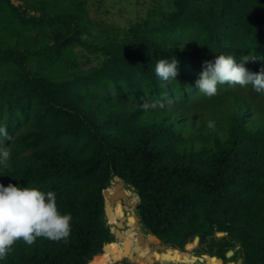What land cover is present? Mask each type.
<instances>
[{
	"label": "trees",
	"instance_id": "trees-1",
	"mask_svg": "<svg viewBox=\"0 0 264 264\" xmlns=\"http://www.w3.org/2000/svg\"><path fill=\"white\" fill-rule=\"evenodd\" d=\"M173 6L121 37L106 30L97 45L81 38L91 25L81 0H33L23 9L0 0V44L62 31L38 49L0 46V65L15 68L0 83V149L10 152L0 184L54 192L61 214L72 217L66 239L19 240L0 264H89L101 255L114 240L102 194L113 178L133 189L142 228L168 250L181 253L175 248L198 237L196 250L218 251L220 264L234 248L241 264H264V91L225 83L209 97L197 84L218 55H248V71H264V0ZM73 45L105 59L75 71L65 54ZM32 57L43 59L37 73L27 65ZM174 58L169 84L155 67ZM147 101L164 107L145 110Z\"/></svg>",
	"mask_w": 264,
	"mask_h": 264
},
{
	"label": "rangeland",
	"instance_id": "rangeland-1",
	"mask_svg": "<svg viewBox=\"0 0 264 264\" xmlns=\"http://www.w3.org/2000/svg\"><path fill=\"white\" fill-rule=\"evenodd\" d=\"M11 1V0H10ZM33 0H12L13 3H16V6H20L21 9L26 7L27 4H30ZM85 10V18L91 21V25L88 28V32L82 34L81 38L91 44L102 45L106 41L105 31L106 30H115L119 31V37L136 23L150 22L156 23L160 22L164 16H167L174 10L173 0H81ZM12 3V4H13ZM14 5V4H13ZM62 31L56 29H45L43 31H34L29 32L24 40L22 41H9L2 42L0 44L1 48H6L7 46L19 47V48H29V49H38L45 45H50L54 41V37L57 34H61ZM66 56L70 59V62L76 63L75 71L77 70H88L90 68L98 67L104 61V55L93 49H89L79 45H73L66 49ZM43 59L41 57H32L27 60V65L35 73L38 72L40 65L42 64ZM70 70L69 72H73ZM15 75V68L10 65H0V83L5 81H10ZM120 182L118 179H112L108 190L110 192L115 191V184ZM123 190L128 191L129 201L136 195L131 187H125ZM123 207L124 218L119 217V220L125 225V233L136 232L134 227V220L132 218L136 214L135 209L132 206H129L127 202L123 199L117 201ZM110 230L113 234V224H108ZM139 228L142 230V234L146 240H150L148 234L142 228L140 224ZM114 236V234H113ZM138 236V234H136ZM132 246L137 243V240L128 239ZM113 245H111V253L108 254L107 263L110 264H145L151 263L154 261H171L173 263L180 262L182 258L186 257L190 259L191 256H200L203 253H199L196 247L191 250L185 248V246L180 250L181 253L172 252L167 248H160L151 250L148 248V245L145 244L144 249L149 251V254L146 256H137V261H127L125 258L122 263L121 255L119 251L121 250V244L117 239L114 238ZM188 244H193L189 242ZM170 247V246H167ZM173 248V247H171ZM177 249V248H175ZM218 252V251H215ZM233 255L227 257L224 255L222 264H235L240 260V253L238 248L232 250ZM104 254L98 255L100 259ZM119 256V260H115V256ZM212 257L217 258L216 253L212 254H203L201 256L203 262L208 264V260L212 262ZM97 259V260H98ZM96 261V260H92ZM213 263V262H212Z\"/></svg>",
	"mask_w": 264,
	"mask_h": 264
},
{
	"label": "clouds",
	"instance_id": "clouds-1",
	"mask_svg": "<svg viewBox=\"0 0 264 264\" xmlns=\"http://www.w3.org/2000/svg\"><path fill=\"white\" fill-rule=\"evenodd\" d=\"M253 60V59H251ZM250 61L248 55L235 57L218 55L215 62H206L200 80L197 81L201 92L211 97L217 94L218 84H251L257 92L264 91V71L251 73L244 66ZM179 61L169 62L161 59L155 67V74L162 81L171 83L176 80ZM145 110L163 108L162 101H147ZM211 126V125H209ZM0 134L7 135L0 129ZM10 152L0 149V165L8 167ZM71 214H61L54 192H43L33 187H17L0 184V260H4L14 244L23 240L33 245L37 238L44 237L53 241L66 239L71 231Z\"/></svg>",
	"mask_w": 264,
	"mask_h": 264
},
{
	"label": "water",
	"instance_id": "water-1",
	"mask_svg": "<svg viewBox=\"0 0 264 264\" xmlns=\"http://www.w3.org/2000/svg\"><path fill=\"white\" fill-rule=\"evenodd\" d=\"M11 3L12 0H11ZM14 6H16V3H13ZM23 13H26V10H23ZM113 179H118V178H113ZM120 182L115 184V191L110 192L108 189L103 190L102 194L104 197V213L107 219L108 224H113L114 229H113V234L114 237L118 241H122V250L119 252L121 257H127L131 260L136 261V257H133L132 252H130V246L131 243L128 239H136L140 245L135 247V250L139 252L140 256H145L148 254V250L143 251L145 244L147 245H152V247H149L151 250L154 249H160V244H162L154 235H149L150 240H146L144 238V235L142 234V230L139 228L140 226V218L135 214L133 217H128L134 219V227L136 228V232H130L127 235L121 231L122 229L125 228V225L122 223L121 220H119V217L124 218V212H123V207L120 203H117L118 200L123 199L129 206H132L134 209L136 208V204L138 202V196L135 195L131 201H129L128 198V191L123 190V188L128 187L129 184L122 182L120 179H118ZM136 234L138 236L136 237ZM218 237L223 236L222 233L217 234ZM199 238L195 237L193 239V244H186L185 248L193 250L196 245L198 244ZM178 250H181L180 248L176 247ZM111 253V244H107L103 247V254H110ZM216 253L220 255L219 252H208L206 254H212ZM203 255V254H202ZM191 256L190 259H187L186 257L182 258L180 262H171V261H154L152 263H145V264H205L201 258V256ZM233 255L232 251H228L226 253L227 257H230ZM98 256L94 257V260H97ZM115 260H119V256H115ZM242 262V259L238 260L237 264H240ZM94 263V261H91L89 264ZM105 264H110V263H105Z\"/></svg>",
	"mask_w": 264,
	"mask_h": 264
},
{
	"label": "flooded vegetation",
	"instance_id": "flooded-vegetation-1",
	"mask_svg": "<svg viewBox=\"0 0 264 264\" xmlns=\"http://www.w3.org/2000/svg\"><path fill=\"white\" fill-rule=\"evenodd\" d=\"M112 227H113V229H114V225H113ZM121 231H123V232L125 233V228L122 229ZM128 233H130V232H128ZM128 233H125V234L127 235ZM136 237H137V236H136ZM114 238H115V237H114ZM115 239H116V238H115ZM118 242L121 244L120 249L122 250V246H123L122 241H118ZM110 244L113 245L114 243L111 242ZM138 245H140V244H139V242L137 241V243H136L134 246H132V245L130 246V252H132L133 257H136V258H137V256H140V255H139V252L135 250V247L138 246ZM149 247H152V245H148V248H149ZM121 250H120V251H121ZM120 251H119V252H120ZM143 251H145V249H143ZM148 254H149V252H148ZM148 254H146V255H148ZM146 255H145V256H146ZM125 258H127V257H122L120 263H122L123 261H126V260H124ZM130 260H131V259L127 258V261H130ZM133 261H134V260H133ZM136 261H137V259H136ZM151 263H152V262H151ZM218 263L220 264V262H218ZM241 263H242V262H241ZM241 263H240V264H241ZM140 264H141V263H140ZM235 264H237V263H235Z\"/></svg>",
	"mask_w": 264,
	"mask_h": 264
},
{
	"label": "bare ground",
	"instance_id": "bare-ground-1",
	"mask_svg": "<svg viewBox=\"0 0 264 264\" xmlns=\"http://www.w3.org/2000/svg\"><path fill=\"white\" fill-rule=\"evenodd\" d=\"M112 247V246H111ZM162 247H164V248H166L167 247V245L166 244H160V248H162ZM178 250V249H177ZM180 251V250H179ZM181 252V251H180ZM215 260H216V264H219L218 263V261H217V259L215 258ZM104 263V255H103V262H102V264ZM208 264H213L210 260H208Z\"/></svg>",
	"mask_w": 264,
	"mask_h": 264
}]
</instances>
